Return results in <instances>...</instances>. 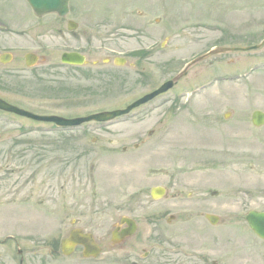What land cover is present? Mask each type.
I'll return each instance as SVG.
<instances>
[{
  "label": "rangeland",
  "instance_id": "374dc122",
  "mask_svg": "<svg viewBox=\"0 0 264 264\" xmlns=\"http://www.w3.org/2000/svg\"><path fill=\"white\" fill-rule=\"evenodd\" d=\"M70 6L79 13L100 9L92 23L102 9L121 7L125 27L108 42L92 25L85 36L65 25L60 53L76 49L126 62L100 79L101 67L92 64L80 72L62 67L59 79L24 73L28 89L5 95L13 103L67 117L125 107L210 53L167 92L107 123L61 129L0 110V239L15 234L30 244L44 225L38 234L44 249L63 234V223L80 217L107 242L104 259L87 264H264V240L245 219L252 209L264 211V125L252 123V113L264 111V44L211 52L261 43L264 0H70ZM159 185L168 192L154 199L151 189ZM122 216L138 228L113 251L111 233ZM15 248L0 245V264H18Z\"/></svg>",
  "mask_w": 264,
  "mask_h": 264
},
{
  "label": "flooded vegetation",
  "instance_id": "af4514ba",
  "mask_svg": "<svg viewBox=\"0 0 264 264\" xmlns=\"http://www.w3.org/2000/svg\"><path fill=\"white\" fill-rule=\"evenodd\" d=\"M93 10L94 12L90 11V13H86V10L84 13L81 10L83 13H79L76 9L70 8L68 14L62 16L60 10L39 13L30 5L28 0H0V97L12 103L11 100L5 97L6 94L12 92L21 94L27 90L29 83L22 79L24 73H28L31 79L35 80L44 78L59 79L62 67L67 66V69L71 68L80 72L87 65L92 64L96 69L98 66L101 67L100 71L96 70L97 78H103L106 74L112 75L110 70L115 71L114 69L120 66L117 62L121 61L123 56L109 57L105 55L104 57H98L95 55L90 58V51L84 53L81 50L80 52L85 55L88 61L85 66L62 63L59 38L65 25H67L68 30L70 25L75 27L74 30H69L70 34L72 33L75 36L79 35L77 34L78 30L84 32V36L88 35L87 32L90 31L92 25L93 28L105 31L104 40L108 42H111V32L121 31V28L124 29L125 26L120 24L118 17L123 8L102 9V15H100V20L97 23H92L91 17L97 16V11H100V9ZM51 38L54 40L50 41ZM107 44L110 45L105 43V45ZM118 57L120 59H116ZM134 63L135 61L132 62V64ZM105 65H108L106 67L109 68L105 69ZM114 78H120L118 83H121L122 78L120 75L116 74ZM39 90H42V87ZM63 224L65 225H62V232L65 236L74 228L92 232L101 246L102 253L97 257H87L84 254V245L77 244L74 251L66 255L61 250V233L56 237V240L53 238L48 240V247L42 249L40 244L45 241H42V237L38 234H43L41 230L47 228L44 225L37 228L39 233L30 237V240H28L30 244L17 236L6 235L7 238L0 239V245L12 244L16 247L18 259H15L18 264H87V262H90L89 259H104L103 253L106 252L107 242L103 233L94 232L80 217L71 218L68 225H66L67 223ZM56 227L60 228L61 223ZM123 227L121 226V228ZM117 245L120 244L111 242V250L114 251L115 247H118ZM61 256L66 260L60 263L58 259Z\"/></svg>",
  "mask_w": 264,
  "mask_h": 264
},
{
  "label": "water",
  "instance_id": "95a60500",
  "mask_svg": "<svg viewBox=\"0 0 264 264\" xmlns=\"http://www.w3.org/2000/svg\"><path fill=\"white\" fill-rule=\"evenodd\" d=\"M32 4V6L37 9L39 12H46L49 10H55L58 9L61 11L62 14H65L68 10V1L69 0H29ZM248 48V47H244ZM235 48H219L217 51H224V50H232ZM84 60V56L79 53H64L63 54V61L65 62H75V63H82ZM186 72L184 70L182 73L177 75L175 78L170 79L163 83L159 88L154 90L153 92L143 96L142 98L138 99L137 101L133 102L129 106H127L124 109H118V110H111V111H102L94 114H90L83 117H76V118H66L59 115H42V114H36L31 111L22 109L20 107H17L15 105H12L0 98V108L12 111L15 113H18L20 115H24L36 120H42V121H52L55 122L58 126H64V127H72L82 124L86 121L91 120H97V121H108L112 120L115 117L119 115L126 114L130 112L133 108L136 106H139L140 104L147 102L148 100L154 98L158 94L168 90L171 88L174 83ZM252 121L254 125L260 126L264 124V112L261 110H255L252 115ZM166 193V189L162 186H156L152 188L151 195L154 198L162 197ZM207 218L213 223L216 224L219 220V216L215 214H207ZM246 220L250 224L251 228L254 230V232L264 239V211H259L256 209L250 210L246 215ZM122 223H127L128 226L123 228L121 231L115 230L112 233V240L114 242L121 241L124 237L128 235H132L136 228V222L130 218V217H122L121 219ZM79 242L85 244V246L88 248V252H86L87 255L89 254H98L99 247L97 244H95L93 237L88 234L84 233L82 231L73 230L71 232V235L68 238H65L62 243L63 250L68 253L71 250V242ZM93 253H90V252Z\"/></svg>",
  "mask_w": 264,
  "mask_h": 264
}]
</instances>
